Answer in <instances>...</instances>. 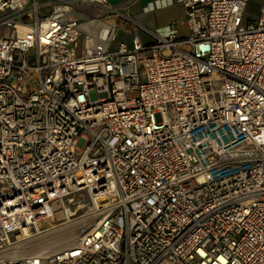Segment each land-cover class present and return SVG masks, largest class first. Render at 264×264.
<instances>
[{"label": "built area", "instance_id": "1", "mask_svg": "<svg viewBox=\"0 0 264 264\" xmlns=\"http://www.w3.org/2000/svg\"><path fill=\"white\" fill-rule=\"evenodd\" d=\"M183 3L186 36L0 0V264H264V0ZM74 193L88 228L17 254Z\"/></svg>", "mask_w": 264, "mask_h": 264}, {"label": "crops", "instance_id": "2", "mask_svg": "<svg viewBox=\"0 0 264 264\" xmlns=\"http://www.w3.org/2000/svg\"><path fill=\"white\" fill-rule=\"evenodd\" d=\"M111 5L121 10L124 14L131 16L142 26L167 33L170 29H175L179 36L189 34L185 20V6L183 0H109ZM262 0H248L244 11L245 22H255L259 16ZM94 7L83 6L79 9L84 10L91 16L97 17L101 11L97 8L95 13H90L89 9ZM119 39H129L130 30H136L138 36L148 39L147 34L127 21H119Z\"/></svg>", "mask_w": 264, "mask_h": 264}, {"label": "rangeland", "instance_id": "3", "mask_svg": "<svg viewBox=\"0 0 264 264\" xmlns=\"http://www.w3.org/2000/svg\"><path fill=\"white\" fill-rule=\"evenodd\" d=\"M89 12L94 14L96 11L94 8H91L89 9ZM141 40L144 41L143 37H141ZM71 196H73V200L66 201L65 199L64 204L66 207H69L70 210L74 212V214L71 215L69 219H67L64 217L63 211L58 209L53 219L52 218L46 219L40 224V227L37 231L35 229H32L30 231L31 233L29 237H26L25 239H22L18 242V247L20 249L18 248L17 254H26V253H30V251L34 252L38 250H43L44 249L43 246L46 243H47L46 245H50V247L45 250L47 251L56 250L68 243L61 241L58 244L52 245V241L55 242L57 236L59 237L63 235L72 234L74 235V237L71 239V241H74L84 230L88 228V226L96 219L97 215L91 212L89 213L87 210V206L83 204L84 201H87L85 198L86 197L85 194L79 195L78 193H74ZM69 223L72 224L70 225ZM74 224L76 225V227ZM49 241H51L50 242L51 244L49 243Z\"/></svg>", "mask_w": 264, "mask_h": 264}, {"label": "bare ground", "instance_id": "4", "mask_svg": "<svg viewBox=\"0 0 264 264\" xmlns=\"http://www.w3.org/2000/svg\"><path fill=\"white\" fill-rule=\"evenodd\" d=\"M73 214V212L72 211H70V210H68V208L66 207V215H65V218H67V219H69V217H70V215H72ZM55 214H54V212L52 213V216H54ZM70 221V220H69ZM70 224V223H69ZM72 224V223H71ZM70 224V225H71ZM75 225V224H74ZM69 226V225H68ZM75 227H76V225H75ZM65 228V227H64ZM63 228V229H64ZM62 229V230H63ZM69 230V229H68ZM72 230H73V228H72ZM52 231V230H51ZM55 232V231H54ZM70 232V231H69ZM64 233H65V231H64ZM59 234H61V233H59ZM57 235V234H56ZM78 235V234H77ZM74 237V235H63V236H57V238L55 239V242L54 241H52V245H54V244H58V243H60L61 241H64L65 243L66 242H68L67 244H69V243H71L72 241H71V239ZM50 238V237H49ZM48 239V238H47ZM45 241V240H44ZM51 241H49V243H50ZM23 244V243H22ZM47 244V243H46ZM44 245L43 246V248L44 249H47V248H49L50 247V245ZM51 244V243H50ZM28 246V245H27ZM23 247V246H22ZM20 249V248H19ZM32 249V248H31ZM35 250V249H34ZM28 251V250H27ZM18 252V251H17ZM20 252V251H19ZM30 253H31V251H30Z\"/></svg>", "mask_w": 264, "mask_h": 264}]
</instances>
